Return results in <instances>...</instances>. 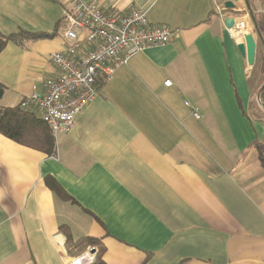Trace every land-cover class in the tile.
<instances>
[{
    "label": "crops",
    "instance_id": "0c3cea01",
    "mask_svg": "<svg viewBox=\"0 0 264 264\" xmlns=\"http://www.w3.org/2000/svg\"><path fill=\"white\" fill-rule=\"evenodd\" d=\"M68 1L0 0L2 34H47L2 49L0 106L45 92ZM95 1L146 9L176 36L99 81L73 129L52 133L53 153L0 133V264L96 255L72 243L84 237L107 264H264V118L252 113L244 39L216 11L232 1L229 16L254 24L264 0Z\"/></svg>",
    "mask_w": 264,
    "mask_h": 264
},
{
    "label": "built area",
    "instance_id": "2783aa9c",
    "mask_svg": "<svg viewBox=\"0 0 264 264\" xmlns=\"http://www.w3.org/2000/svg\"><path fill=\"white\" fill-rule=\"evenodd\" d=\"M235 8H226L223 3L216 5L223 20ZM262 14L264 17V6ZM229 31L236 39L235 28ZM60 33L66 46L49 55L57 69L55 76L46 81L44 93L32 94L22 101L24 106L34 105L38 109L55 137L73 129L77 116L98 94L99 81L111 79L137 53L170 43L177 30L168 24L151 23L146 9L109 12L95 0H69L62 8ZM245 34L241 33V37ZM170 83L167 80L165 85ZM193 114L199 117L197 111ZM94 260V254L85 253L72 258L70 264H91Z\"/></svg>",
    "mask_w": 264,
    "mask_h": 264
},
{
    "label": "trees",
    "instance_id": "16d2710c",
    "mask_svg": "<svg viewBox=\"0 0 264 264\" xmlns=\"http://www.w3.org/2000/svg\"><path fill=\"white\" fill-rule=\"evenodd\" d=\"M254 21L257 32H260V23L255 17ZM45 35L47 34L29 31H21L11 35H4L0 32V53L9 41L23 44L24 39H33ZM4 90L5 87L0 83V97L4 94ZM257 97H259L260 103L264 105V83L261 86ZM22 101L15 106H0V133L20 144L45 151L48 154L53 153L55 150V139L52 135V131L41 119L38 109L34 105L24 106ZM49 185L56 193L62 194V190L58 184L55 185L50 183ZM65 234L67 235V241L71 242L72 239L70 234ZM72 243H74V246L78 251H85L88 247L98 249L95 255V260L91 264H107L103 260L105 247L99 240L84 237Z\"/></svg>",
    "mask_w": 264,
    "mask_h": 264
},
{
    "label": "rangeland",
    "instance_id": "374dc122",
    "mask_svg": "<svg viewBox=\"0 0 264 264\" xmlns=\"http://www.w3.org/2000/svg\"><path fill=\"white\" fill-rule=\"evenodd\" d=\"M260 1V0H258ZM254 2V1H253ZM260 23V32H257L255 24H250L249 30L254 35L256 42H257V51H256V61L255 64L250 67V71L252 72V113L256 117L264 118V105H262L258 101V93L263 85L264 81V19H258ZM252 68V70H251Z\"/></svg>",
    "mask_w": 264,
    "mask_h": 264
},
{
    "label": "water",
    "instance_id": "95a60500",
    "mask_svg": "<svg viewBox=\"0 0 264 264\" xmlns=\"http://www.w3.org/2000/svg\"><path fill=\"white\" fill-rule=\"evenodd\" d=\"M224 5L226 8L236 7L232 1H226ZM224 22L228 28H232L236 23V18L232 16H227L225 17ZM237 48L241 53V55L246 58L249 66L252 67L256 61V51H257V42L252 32H248L245 34L244 41L238 42Z\"/></svg>",
    "mask_w": 264,
    "mask_h": 264
},
{
    "label": "bare ground",
    "instance_id": "6f19581e",
    "mask_svg": "<svg viewBox=\"0 0 264 264\" xmlns=\"http://www.w3.org/2000/svg\"><path fill=\"white\" fill-rule=\"evenodd\" d=\"M238 25H239L238 26L239 29H236V26L235 25L231 29H234L235 28V36H236V38L244 39V38L241 37V33H248V32H250L251 31V30H249L250 24L246 21L245 18H242V19L239 20Z\"/></svg>",
    "mask_w": 264,
    "mask_h": 264
}]
</instances>
